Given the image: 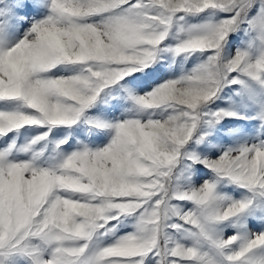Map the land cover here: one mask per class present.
I'll use <instances>...</instances> for the list:
<instances>
[{
  "label": "snow or ice",
  "instance_id": "snow-or-ice-1",
  "mask_svg": "<svg viewBox=\"0 0 264 264\" xmlns=\"http://www.w3.org/2000/svg\"><path fill=\"white\" fill-rule=\"evenodd\" d=\"M0 264H264V0H0Z\"/></svg>",
  "mask_w": 264,
  "mask_h": 264
}]
</instances>
